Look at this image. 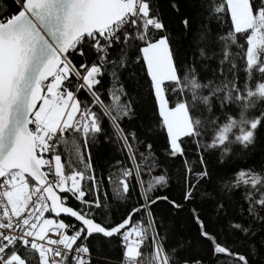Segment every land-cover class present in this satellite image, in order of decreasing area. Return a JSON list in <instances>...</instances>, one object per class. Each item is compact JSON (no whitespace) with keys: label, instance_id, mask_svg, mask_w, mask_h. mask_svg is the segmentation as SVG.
Segmentation results:
<instances>
[{"label":"snow or ice","instance_id":"6c2138e0","mask_svg":"<svg viewBox=\"0 0 264 264\" xmlns=\"http://www.w3.org/2000/svg\"><path fill=\"white\" fill-rule=\"evenodd\" d=\"M0 264H264V0H0Z\"/></svg>","mask_w":264,"mask_h":264},{"label":"trees","instance_id":"16d2710c","mask_svg":"<svg viewBox=\"0 0 264 264\" xmlns=\"http://www.w3.org/2000/svg\"><path fill=\"white\" fill-rule=\"evenodd\" d=\"M157 147L159 148L160 145H158ZM93 251H94V255L95 256H98V259L100 261H103L104 258L110 257L112 255V253L109 251V249L107 247H105L104 250H103V252H100V253H96L95 249Z\"/></svg>","mask_w":264,"mask_h":264}]
</instances>
